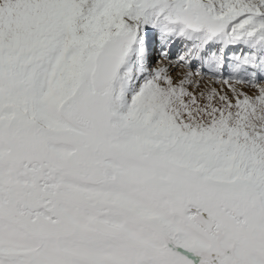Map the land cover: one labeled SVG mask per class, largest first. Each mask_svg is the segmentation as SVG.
Returning a JSON list of instances; mask_svg holds the SVG:
<instances>
[{
    "label": "snow or ice",
    "instance_id": "6c2138e0",
    "mask_svg": "<svg viewBox=\"0 0 264 264\" xmlns=\"http://www.w3.org/2000/svg\"><path fill=\"white\" fill-rule=\"evenodd\" d=\"M0 264H264V0H0Z\"/></svg>",
    "mask_w": 264,
    "mask_h": 264
}]
</instances>
